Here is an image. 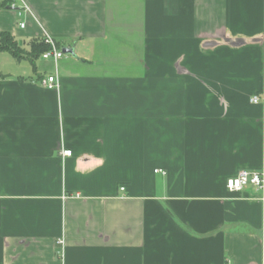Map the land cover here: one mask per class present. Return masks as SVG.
Returning a JSON list of instances; mask_svg holds the SVG:
<instances>
[{"label": "crops", "instance_id": "obj_1", "mask_svg": "<svg viewBox=\"0 0 264 264\" xmlns=\"http://www.w3.org/2000/svg\"><path fill=\"white\" fill-rule=\"evenodd\" d=\"M10 3L0 264H264V0Z\"/></svg>", "mask_w": 264, "mask_h": 264}, {"label": "built area", "instance_id": "obj_2", "mask_svg": "<svg viewBox=\"0 0 264 264\" xmlns=\"http://www.w3.org/2000/svg\"><path fill=\"white\" fill-rule=\"evenodd\" d=\"M12 6H14L12 4ZM21 26H24V23H21ZM43 42L48 46V49L42 52L41 58L48 60L51 59L54 62H56L58 59H60L64 53L62 52V49L57 46L54 39L49 36L48 34H44L42 36ZM43 84L48 88H54L57 86V77L55 74L47 75L44 80ZM251 101L256 103L258 101V97L256 95L252 96ZM62 155L69 156L71 155V150L69 149H63L61 151ZM160 171V170H156ZM225 185L228 190L230 191H237L242 189L244 186H254L256 188H262L264 186V171L263 170H248L245 168H242L237 171L236 174L233 176H230L226 179ZM123 190L124 188L121 187ZM61 242V241H60Z\"/></svg>", "mask_w": 264, "mask_h": 264}, {"label": "trees", "instance_id": "obj_3", "mask_svg": "<svg viewBox=\"0 0 264 264\" xmlns=\"http://www.w3.org/2000/svg\"><path fill=\"white\" fill-rule=\"evenodd\" d=\"M10 0H0V9L9 7ZM48 49V46L43 40H33L30 42V49L25 50L19 42L7 31H0V52H8L16 61L28 60L32 63L41 57L43 51ZM5 75L0 72V77Z\"/></svg>", "mask_w": 264, "mask_h": 264}, {"label": "water", "instance_id": "obj_4", "mask_svg": "<svg viewBox=\"0 0 264 264\" xmlns=\"http://www.w3.org/2000/svg\"><path fill=\"white\" fill-rule=\"evenodd\" d=\"M62 52L65 54H71L74 55L73 49L71 47H63Z\"/></svg>", "mask_w": 264, "mask_h": 264}, {"label": "rangeland", "instance_id": "obj_5", "mask_svg": "<svg viewBox=\"0 0 264 264\" xmlns=\"http://www.w3.org/2000/svg\"><path fill=\"white\" fill-rule=\"evenodd\" d=\"M6 54H8V53H6Z\"/></svg>", "mask_w": 264, "mask_h": 264}]
</instances>
